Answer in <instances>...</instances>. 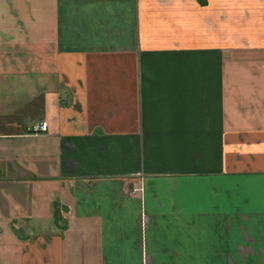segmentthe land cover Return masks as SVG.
<instances>
[{"label":"crops","instance_id":"0c3cea01","mask_svg":"<svg viewBox=\"0 0 264 264\" xmlns=\"http://www.w3.org/2000/svg\"><path fill=\"white\" fill-rule=\"evenodd\" d=\"M0 264H264V0H0Z\"/></svg>","mask_w":264,"mask_h":264},{"label":"built area","instance_id":"2783aa9c","mask_svg":"<svg viewBox=\"0 0 264 264\" xmlns=\"http://www.w3.org/2000/svg\"><path fill=\"white\" fill-rule=\"evenodd\" d=\"M29 133H43L47 130V122L45 120L37 121L29 125L27 128Z\"/></svg>","mask_w":264,"mask_h":264}]
</instances>
